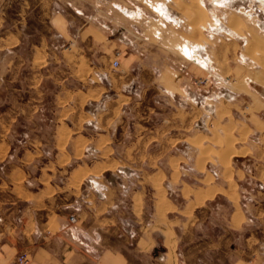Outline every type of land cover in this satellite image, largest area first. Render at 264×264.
Segmentation results:
<instances>
[{"label": "crops", "instance_id": "obj_1", "mask_svg": "<svg viewBox=\"0 0 264 264\" xmlns=\"http://www.w3.org/2000/svg\"><path fill=\"white\" fill-rule=\"evenodd\" d=\"M102 6L0 0V264H264V189L245 204L237 188L264 185V119L247 117L233 141L226 114L216 146L227 101L196 84L213 71L203 36L160 3L141 29L146 7L115 2L111 21Z\"/></svg>", "mask_w": 264, "mask_h": 264}, {"label": "rangeland", "instance_id": "obj_2", "mask_svg": "<svg viewBox=\"0 0 264 264\" xmlns=\"http://www.w3.org/2000/svg\"><path fill=\"white\" fill-rule=\"evenodd\" d=\"M89 3H95L97 0H85ZM103 6L101 7V15H105L111 21L114 18V3H121L123 5V11L125 9H132L139 12L141 8H147L148 12L143 8L147 16L139 15V26L135 28L141 29V27L149 26V23L158 22L152 17V11L156 10V6L160 3L163 5L168 16L171 18L173 12L177 11L179 15L184 18L175 16L174 20H184L190 22L191 26H194L196 37L203 36L202 40V53L199 56L201 60L202 68L213 67V71L209 72L207 78L210 82L217 85V94L219 98H224L227 106L222 101L220 103L221 109L219 110L218 119L214 121V127H211L214 136L210 140L215 143L216 146H221L223 143V137L220 134L222 124L225 122V115L229 114L232 123L229 127H223L226 134V129H229L233 135L237 132L240 126L243 125L244 120L247 121V117H254L260 115L264 119V87L260 86L257 82L264 84V1L262 0H100ZM196 1L197 4H196ZM133 2V3H132ZM195 4V5H194ZM139 9H138V8ZM154 7V10L152 8ZM235 14V17L232 15ZM118 17H121L127 23L130 22L129 18L126 19L124 14L116 12ZM167 15L159 16V19H168ZM202 15V16H201ZM233 17V18H232ZM238 19H237V18ZM156 18V17H154ZM173 18V16H172ZM159 20V21H160ZM173 20V19H172ZM234 22H233V21ZM236 20V21H235ZM134 21V20H132ZM239 24H238V22ZM136 20L134 21V23ZM232 22V24H231ZM129 25V24H128ZM133 25V24H132ZM236 25V27H234ZM238 25V26H237ZM133 27V28H134ZM234 27V28H233ZM236 28V29H235ZM256 38V39H255ZM207 43V44H206ZM262 45V47H261ZM251 46V47H250ZM253 48V49H252ZM212 53V54H211ZM249 53V54H248ZM209 54L212 55V60H209ZM260 58V59H259ZM213 59H216L213 61ZM227 67V75L221 71L222 68ZM206 79V78H203ZM255 81V82H254ZM249 82V83H248ZM253 90H259L260 95H254ZM234 101L229 103L230 101ZM204 106V105H203ZM207 117L212 107L207 104ZM225 107V108H224ZM233 107L234 115L226 108ZM224 108V109H222ZM230 109V108H229ZM205 114V115H206ZM209 127V125H208ZM202 129H207V124L201 123ZM231 135V134H230ZM203 136H198L190 141L199 143V139ZM201 141L203 143L204 139ZM200 142V143H201ZM203 145V144H202ZM189 158L192 160L197 155V152L193 150H187ZM230 153V152H228ZM228 153H220V159L229 158L230 164L232 155ZM205 154V153H203ZM228 154V155H227ZM231 154V153H230ZM208 155V156H207ZM225 155V157H223ZM218 152L211 149L207 152L204 158H211L212 170L214 174L220 175L223 178V168L219 167L217 162ZM190 161V160H189ZM234 172L237 170L236 164L242 165L239 161H234L232 158ZM253 163H245L244 167L250 173L255 171ZM231 167V168H230ZM262 169H264L262 167ZM228 170L232 174V165ZM182 175L194 176L195 173L186 172L181 169ZM253 175V174H252ZM199 176V175H198ZM236 179H240L243 175L236 174ZM232 179V175L229 176ZM211 179L210 181H212ZM209 181V182H210ZM198 182V181H196ZM208 180L203 184H208ZM194 186V185H192ZM244 186V187H243ZM243 196V202L245 204L254 203V199H257L252 194H258L259 191H263L264 185L253 177H249L248 182L238 187ZM173 197H176L177 190H173Z\"/></svg>", "mask_w": 264, "mask_h": 264}, {"label": "built area", "instance_id": "obj_3", "mask_svg": "<svg viewBox=\"0 0 264 264\" xmlns=\"http://www.w3.org/2000/svg\"><path fill=\"white\" fill-rule=\"evenodd\" d=\"M117 54H119V52ZM113 65H114V67H118L119 66V61L115 60L113 62ZM208 82H209L208 78H206V79H203V78L196 79V84L200 85V86L206 85ZM76 220H77L76 215H71V217H70L71 223H75ZM29 262H30V258H29L28 253H22V254H20L17 257V263L18 264H28Z\"/></svg>", "mask_w": 264, "mask_h": 264}, {"label": "bare ground", "instance_id": "obj_4", "mask_svg": "<svg viewBox=\"0 0 264 264\" xmlns=\"http://www.w3.org/2000/svg\"><path fill=\"white\" fill-rule=\"evenodd\" d=\"M192 1H195V0H192ZM262 1H264V0H262ZM197 2H198V1H196V4H197ZM194 5H195V4H194ZM201 16H202V15H201ZM232 16L235 17V14L232 15ZM233 17H232V18H233ZM236 18H237V17H236ZM237 19H238V18H237ZM232 21H233V20H232ZM235 21H236V20H235ZM233 22H234V21H233ZM237 22H238V21H237ZM231 24H232V22H231ZM238 24H239V22H238ZM239 25H240V24H239ZM237 26H238V25H237ZM234 27H236V25H235ZM234 27H233V28H234ZM235 29H236V28H235ZM255 39H256V38H255ZM250 47H251V46H250ZM261 47H262V45H261ZM252 49H253V48H252ZM248 54H249V53H248ZM259 59H260V58H259ZM263 63H264V61H263ZM245 131H246V130H245ZM230 134H231V135H230ZM230 134H229V136H232V133H230ZM245 134H246V133H245ZM229 140H230V139H229ZM234 141H235V140H234ZM233 143H234V142H233ZM228 149H229V147H228ZM230 149H232V148H230ZM230 149H229V150H230ZM233 149H234V148H233ZM205 150H206V149H205ZM233 151H234V150H233ZM236 152H238V151H236ZM205 153H206V152H205ZM228 154H229V155H232V152H231V154H230V153H228ZM228 154H227V155H228ZM237 154H238V153H237ZM205 155H206V154H205ZM225 155H226V153H225ZM225 155H224L223 157H225ZM230 159H231V157H230ZM204 161H205V160H204ZM224 162L226 163V165L228 166V168H229V166H231V165H230V160H229V158L224 159ZM201 163H203V162H201ZM201 166H202V164H201ZM230 168H231V167H230ZM226 169H227V167H226ZM226 169H225V170H226ZM227 173H229V172H227ZM163 197H164V196H163Z\"/></svg>", "mask_w": 264, "mask_h": 264}]
</instances>
